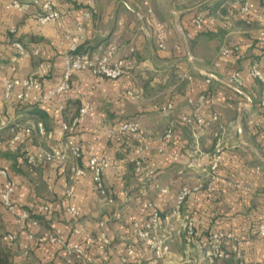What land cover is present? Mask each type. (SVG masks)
Segmentation results:
<instances>
[{"label":"crops","instance_id":"crops-1","mask_svg":"<svg viewBox=\"0 0 264 264\" xmlns=\"http://www.w3.org/2000/svg\"><path fill=\"white\" fill-rule=\"evenodd\" d=\"M8 1L0 0V111L10 120L40 119L29 108L19 106L15 98H3L2 80L12 73L13 40L41 49L40 55L19 60L15 75H37L47 63L51 64V72L41 78L44 88L53 87L62 74L64 57L71 44L65 35L77 34L81 21L84 23L81 51H103L116 44L118 55H129L130 47H135L136 64L127 75L109 79L89 71H76L67 93L40 105L47 114L41 119L46 134L36 131L33 137L26 136L18 144L0 145V166L8 168L16 181L15 203L32 211L41 221L30 231L40 236L53 227H61L71 239H76L73 226L84 225L97 235L98 221L105 219L112 244L105 250L92 246L93 264H125L121 256L128 244L136 242L132 222L145 218L147 202L153 201L162 211H169L183 185L194 184L199 177L205 179L219 125L212 128L189 125L181 120V114L211 117L217 112L225 142L219 169L223 180L212 188L206 186L192 192L185 209L194 214L203 239L213 230L232 231L242 241L248 264H264V236L258 233V226L264 223V126L254 129L245 118L241 119L240 111L241 105H245L252 113H264V85L250 74L254 61L264 67V48L259 44L257 26L246 24L231 0H152L154 14L167 32L166 48L162 49L158 46L157 26L141 0H96L90 19L83 18L86 7L82 0H50L57 9L72 12L60 22L47 24L32 16L39 7L30 6L26 11L6 9L3 3ZM263 4L264 0H251L254 12L261 11ZM199 13L205 15L202 28L194 23ZM13 26L15 33L11 31ZM228 44L238 45L239 50L221 57V49ZM236 69L242 70L245 84L239 88L248 96L237 91L229 80ZM206 73L211 74L210 81ZM203 94L208 98L196 109L189 99L197 100ZM170 101L174 110L164 113L159 106ZM60 104L65 105L68 120L83 105L91 106L85 122L76 131V139L83 148L79 163L85 165L92 156L110 160L104 181L114 202L102 198L90 174L79 177L75 194L67 197V167L55 163L32 166L27 162L29 152L63 146L55 118ZM128 119L140 121L150 137L141 141L127 133H109L110 127ZM170 124L174 125V134L165 139ZM0 134L11 137V125L1 126ZM72 159L69 158L68 164ZM134 159H141L143 173L136 172ZM225 180L250 183L251 187L237 188ZM161 188H167L168 192H162ZM45 204L51 205L50 213L43 212ZM69 205L79 209L78 217L67 212ZM0 226L4 233L17 232L18 238L12 243L17 263L55 259L66 264L73 260L58 245L30 240L1 203ZM26 243L30 244L28 254L23 249ZM139 248L132 264L142 255L146 261L151 255ZM183 250L182 240H177L173 246L174 262Z\"/></svg>","mask_w":264,"mask_h":264},{"label":"built area","instance_id":"built-area-1","mask_svg":"<svg viewBox=\"0 0 264 264\" xmlns=\"http://www.w3.org/2000/svg\"><path fill=\"white\" fill-rule=\"evenodd\" d=\"M86 9L83 13L84 19L92 18L96 5V0H82ZM145 6L147 13L152 16L157 26L158 46L162 49L166 48V29L161 21L154 14L152 0H141ZM231 3L238 8L241 15L245 17L248 25H256L259 35V44L264 48V4L262 10L254 12L251 6V0H231ZM30 6H37L32 16L37 18L42 24L49 22H60L72 11H62L54 7L50 0H10L3 3L6 9H16L26 11ZM143 18V16H141ZM194 23L198 28H202L205 24V15L199 13L194 18ZM84 23L81 21L77 24V34H66L65 39L70 40V46L64 57V66L62 74L53 87L44 88L42 77L51 72L52 66L47 63L41 68L39 74L32 76L20 77L14 73L17 71V62L22 59H31L40 55L41 49L38 46H27L23 41L15 39L12 46L15 55L11 62L12 73L6 75L2 80V91L4 100L15 98L19 106L27 104L43 105L54 97L67 93L72 86V79L76 71H89L94 75L106 77L109 79H117L127 75L136 62L134 58L135 47H130L129 55H118V46L116 44L108 45L103 51L85 52L79 49L81 40L83 39ZM12 32H16V27L11 28ZM239 50V46L228 44L221 49V57H226L233 51ZM250 74L264 85V67L259 61H254L250 67ZM207 80L210 81L212 76L206 73ZM229 80L237 87L245 84V78L242 70H234ZM208 96L203 94L197 100L189 99V102L199 109L204 105ZM264 106V100L262 101ZM159 108L164 113H171L174 110L172 101L165 103ZM89 104L83 105L79 113L71 120L66 118L65 105L58 106L56 119L59 122L58 132L64 139L63 146H57L52 149L42 148L29 152L27 162L31 164L55 163L69 169V177L65 182L66 195L72 197L76 191L77 179L85 174H90L94 188L103 199L112 203L114 196L107 190L104 175L110 166V160L105 157L92 156L87 159L85 165L79 163L83 158V148L76 139V131L78 127L86 120L91 110ZM241 119L249 123L254 129L264 126V113H252L245 105H241ZM181 120L189 125L199 127L212 128L219 125L220 132L215 133L216 143L214 150L209 155V164L205 172V179L199 177L194 184L183 185L176 195L174 206L169 211H162L153 201L146 204V216L143 220H135L132 222V229L136 242L128 244L121 261L125 264H132V258L137 255L139 247L148 250L150 257L143 259L142 255L134 264H217L230 256H233L237 264H248L242 252V241L232 231L225 229H217L211 231L207 239H203L196 226L194 214L185 209V202L188 196L203 187L212 188L216 182L222 181L223 177L219 173L222 162V153L225 148V142L222 135L223 125L221 124L220 115L214 112L211 117L197 114L182 113ZM3 125H11L12 136L8 139L0 138V145H15L21 142L26 136H31L36 131L41 135L46 134L44 121L41 119H27L23 122L18 120H10L3 111H0V128ZM111 135L119 132L127 133L130 136L145 141L150 137V133L143 127L142 123L136 119H128L121 122L118 126L108 129ZM174 134V125L170 124L164 134L165 139H171ZM73 158L68 164L69 158ZM178 159V156L175 155ZM134 166L137 173H143V163L141 159H134ZM181 173L183 171H180ZM227 181L230 185L249 189L250 183L241 181ZM159 187V185H157ZM16 190V181L11 176L8 168L0 166V203L12 214L16 219V224L20 231L28 233L30 240L39 242H48L58 245L63 249L66 255L75 261L84 264H93L92 246L100 249H107L111 246L112 238L106 230V220L98 221V233L94 235L88 231L84 225H75L72 227V234L76 239H71L66 231L61 227H53L43 235H36L30 231L33 226H38L40 221L36 218L32 211L26 208H20L15 203L14 193ZM162 192H168L167 188H161ZM44 213L51 212V205L45 204L42 208ZM67 212L73 216H79V209L75 205H69ZM258 233L264 236V223L258 226ZM18 238L17 232H9L6 239L9 243H14ZM177 240H182L184 250L173 261V246ZM139 245V246H138ZM26 254L30 251V244L23 246ZM145 260V261H144Z\"/></svg>","mask_w":264,"mask_h":264},{"label":"trees","instance_id":"trees-1","mask_svg":"<svg viewBox=\"0 0 264 264\" xmlns=\"http://www.w3.org/2000/svg\"><path fill=\"white\" fill-rule=\"evenodd\" d=\"M24 109H30V112L33 115H36L37 118L45 119L47 114L44 110H42L38 105L35 104H27L22 106ZM56 118V117H55ZM28 155V153H27ZM27 158V156H26ZM29 165L34 166V164L29 163ZM78 262V261H77ZM77 262H68L66 264H79ZM0 264H62L55 259H48V260H39L38 262H31L26 261L24 263H17L14 261L13 258V251H12V243H9L6 239V233L3 232L2 227L0 226ZM84 264V263H82ZM104 264V263H98Z\"/></svg>","mask_w":264,"mask_h":264},{"label":"rangeland","instance_id":"rangeland-1","mask_svg":"<svg viewBox=\"0 0 264 264\" xmlns=\"http://www.w3.org/2000/svg\"><path fill=\"white\" fill-rule=\"evenodd\" d=\"M30 118V117H29ZM25 120H27L26 118H20V120H18V121H21V122H23V121H25ZM0 136H3L4 138L3 139H8V138H10V136H6V135H3V134H0ZM34 136V134H32L30 137H28V138H31V137H33ZM43 145H44V143H42ZM48 148V147H47ZM44 217H46V216H44ZM44 219H46V218H44ZM40 221V220H39ZM40 224H41V221H40ZM6 234H7V232H6ZM72 262H77V261H75V260H72ZM220 262H226L225 264H237L236 262H235V259H233V258H228L227 260H224V261H220ZM77 263H79V264H82V262H77Z\"/></svg>","mask_w":264,"mask_h":264},{"label":"water","instance_id":"water-1","mask_svg":"<svg viewBox=\"0 0 264 264\" xmlns=\"http://www.w3.org/2000/svg\"><path fill=\"white\" fill-rule=\"evenodd\" d=\"M237 91H239L240 93L247 95L243 90H241L239 87L237 86H233ZM248 96V95H247ZM250 106H252V103H249Z\"/></svg>","mask_w":264,"mask_h":264}]
</instances>
